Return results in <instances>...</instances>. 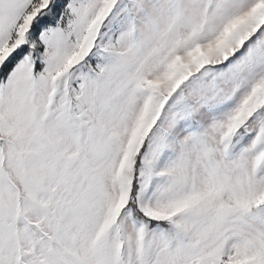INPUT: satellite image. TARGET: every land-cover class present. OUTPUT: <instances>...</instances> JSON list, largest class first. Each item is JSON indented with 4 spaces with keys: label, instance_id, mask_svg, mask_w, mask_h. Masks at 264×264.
Masks as SVG:
<instances>
[{
    "label": "snow or ice",
    "instance_id": "obj_1",
    "mask_svg": "<svg viewBox=\"0 0 264 264\" xmlns=\"http://www.w3.org/2000/svg\"><path fill=\"white\" fill-rule=\"evenodd\" d=\"M0 264H264V0H0Z\"/></svg>",
    "mask_w": 264,
    "mask_h": 264
}]
</instances>
